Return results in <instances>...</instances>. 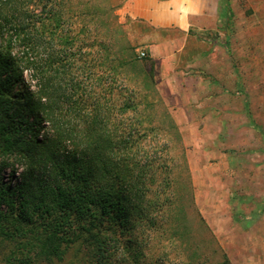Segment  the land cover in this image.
<instances>
[{
    "label": "trees",
    "instance_id": "obj_1",
    "mask_svg": "<svg viewBox=\"0 0 264 264\" xmlns=\"http://www.w3.org/2000/svg\"><path fill=\"white\" fill-rule=\"evenodd\" d=\"M124 1L0 0L2 264L72 249L77 264H147L148 234L166 232L178 139L154 138L160 98L113 14Z\"/></svg>",
    "mask_w": 264,
    "mask_h": 264
},
{
    "label": "rangeland",
    "instance_id": "obj_2",
    "mask_svg": "<svg viewBox=\"0 0 264 264\" xmlns=\"http://www.w3.org/2000/svg\"><path fill=\"white\" fill-rule=\"evenodd\" d=\"M97 1L106 9L105 0ZM119 1L111 0L115 4ZM228 2L230 12L218 34L227 46L212 51L218 60L213 70L224 72L226 64L228 70L232 68V79H220L232 95L221 99L228 110L219 115L222 126L214 119L196 127L191 112L176 111L183 97L178 100L173 92L176 89L171 91L160 82L169 64L154 65L150 57L138 56L139 49H148L143 41L146 26L134 20L121 22L117 9L113 12L135 47L142 68L152 72L155 80L157 94L147 89L150 99L160 98L153 100L158 112L153 124L165 130L154 138L160 142H167V138L171 144L178 139L171 150L177 157L173 171L177 179L166 191L172 197L167 205L169 214L157 217L166 232L160 229L148 234L147 264L153 259H159L158 264H224V255L230 264H264V0ZM179 40L176 38L173 46L178 47ZM174 57L178 64L173 68H177L184 55ZM177 82L173 80V84ZM164 111L176 123L178 138H168L169 120ZM14 250L13 243L2 244L0 264ZM76 253L72 249L59 264H77Z\"/></svg>",
    "mask_w": 264,
    "mask_h": 264
},
{
    "label": "crops",
    "instance_id": "obj_3",
    "mask_svg": "<svg viewBox=\"0 0 264 264\" xmlns=\"http://www.w3.org/2000/svg\"><path fill=\"white\" fill-rule=\"evenodd\" d=\"M116 13L121 22L134 20L146 26L143 41L148 44V49H144L147 58L150 57L154 65L169 64L160 79L161 86L176 89L177 92H173L178 100L183 97L176 111L191 112L192 125L196 127H204L214 119L222 126L219 115L228 110L221 99L231 95L228 92L231 89H224L220 79L223 76L226 80L228 76L232 79V68L229 66L228 70L226 64L224 72L213 70L218 60L212 56V51L227 46V41L218 35L222 20L227 21L223 0H125ZM214 36L221 40L212 39ZM176 38L180 39L178 47L173 46ZM178 53L184 58L173 68L174 56ZM173 80L178 82L173 84ZM181 122L177 118V124Z\"/></svg>",
    "mask_w": 264,
    "mask_h": 264
},
{
    "label": "built area",
    "instance_id": "obj_4",
    "mask_svg": "<svg viewBox=\"0 0 264 264\" xmlns=\"http://www.w3.org/2000/svg\"><path fill=\"white\" fill-rule=\"evenodd\" d=\"M138 56H139V58L143 59V58L147 57V53L144 49L141 48L138 51Z\"/></svg>",
    "mask_w": 264,
    "mask_h": 264
}]
</instances>
